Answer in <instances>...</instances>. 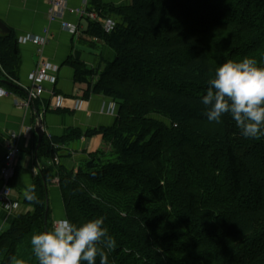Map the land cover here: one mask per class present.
<instances>
[{
	"label": "trees",
	"instance_id": "trees-1",
	"mask_svg": "<svg viewBox=\"0 0 264 264\" xmlns=\"http://www.w3.org/2000/svg\"><path fill=\"white\" fill-rule=\"evenodd\" d=\"M95 7L116 28L107 34L89 22L86 33L116 58L92 92L114 101L117 116L109 127L45 134L37 201L26 200L35 212L0 236V264L13 263L17 242L31 230L52 228L49 210L45 225L48 171L59 179L70 222L103 218L115 240L111 249L97 244L107 264H264V135L245 138L229 114L208 121L201 102L225 60L264 66V0ZM16 43L0 38V85L10 91L20 90ZM97 135L103 148L75 164L60 154L65 142ZM16 182L17 170L12 189Z\"/></svg>",
	"mask_w": 264,
	"mask_h": 264
},
{
	"label": "crops",
	"instance_id": "crops-1",
	"mask_svg": "<svg viewBox=\"0 0 264 264\" xmlns=\"http://www.w3.org/2000/svg\"><path fill=\"white\" fill-rule=\"evenodd\" d=\"M50 0H0V21L10 30V34H1L0 38L12 37L16 40L15 54H18L19 70L15 85L20 89L10 91L0 85V173L7 152L6 145L12 134L21 136V152L16 159L17 182L14 187L16 211L8 212L0 206V225L6 233L18 217L33 215L35 208L26 203L24 191L27 185H35L39 175L35 160L37 146L36 127L42 121L44 131L54 138H62L74 129L82 132L109 127L114 119L108 114L111 109L109 99L93 94L92 88L99 81L107 65L116 55L98 38H91L87 32L89 22L81 21L65 11L61 20L81 25L80 37L72 36L61 28L60 22L50 24L48 17ZM68 7L80 8L82 0H67ZM132 4V0H89L88 8L94 10L97 5L108 8H123ZM49 28L51 40L43 49V60L50 65L48 80L43 82L45 92L30 104L28 109L18 104L29 99L34 86V73L40 61L38 47L34 39H43ZM17 51V52H16ZM89 72L92 76L89 77ZM86 79V82L83 79ZM90 83V84H88ZM55 93V95L52 94ZM29 129L30 131H25ZM61 155L67 156L74 164L83 155L93 154L103 148V136L82 137L75 142L62 144ZM63 153V154H62ZM40 158V165H45ZM48 174V200L50 219L64 218L65 211L59 187L58 177ZM2 182L0 179V190Z\"/></svg>",
	"mask_w": 264,
	"mask_h": 264
},
{
	"label": "clouds",
	"instance_id": "clouds-1",
	"mask_svg": "<svg viewBox=\"0 0 264 264\" xmlns=\"http://www.w3.org/2000/svg\"><path fill=\"white\" fill-rule=\"evenodd\" d=\"M201 102L206 106L208 121L219 123L224 114H229L245 138H259L264 135V66L247 57L225 60L216 68ZM24 195L29 201H37L34 185H27ZM103 223V218H93L76 225L59 218L50 230L31 236L32 251L39 264H96L98 254L101 264H107L104 253H98L97 244L111 249L115 240ZM5 227L0 225V231Z\"/></svg>",
	"mask_w": 264,
	"mask_h": 264
},
{
	"label": "built area",
	"instance_id": "built-area-1",
	"mask_svg": "<svg viewBox=\"0 0 264 264\" xmlns=\"http://www.w3.org/2000/svg\"><path fill=\"white\" fill-rule=\"evenodd\" d=\"M82 1V7L70 8L68 7L67 0H50L48 9L50 24L60 22L61 28L63 30L67 31L72 36L80 37L82 34V29L79 23L72 24L61 20L62 14L67 11L70 14L74 15L79 22L88 21L100 23L102 25L103 31L107 34H110L115 30L116 22L114 21V19L103 17L97 10H90L88 8L89 0ZM50 40L51 34L49 28H47V30L45 31V37L43 39L32 40L33 44L38 47L40 61L37 65L38 68L34 73V86L29 95V99L19 103L26 109L30 107V104L34 101V98L41 96L45 92V89L43 88V82L45 80H48L50 65L45 60H43L42 54L43 49L47 46V44H49ZM52 94L55 95L54 92H52ZM25 131L28 132L30 130L26 129ZM46 135L49 139L52 138L51 134L46 133ZM20 139L21 136L19 134H12L10 136V139L6 145L7 152L4 157V164L0 174V179L2 182V188L0 190V205L10 213L15 211L16 209V204L14 202V190L11 188L10 183L14 179L17 170L16 159L21 152ZM53 162L57 164L59 162L58 158L55 157Z\"/></svg>",
	"mask_w": 264,
	"mask_h": 264
},
{
	"label": "rangeland",
	"instance_id": "rangeland-1",
	"mask_svg": "<svg viewBox=\"0 0 264 264\" xmlns=\"http://www.w3.org/2000/svg\"><path fill=\"white\" fill-rule=\"evenodd\" d=\"M109 101L111 102L110 105L112 107H111V109H109V107H108V110H107L108 114L110 117L116 118L117 113H118V107H117V105L114 104V101H112V100H109ZM18 105L21 106L20 104H18ZM22 108H24V107H22ZM113 108H114V111H113ZM20 141H21V139H20ZM39 167H40V169L43 168V166H41L40 164L38 165V168ZM38 172L40 173V171H38ZM58 181H59V179H58ZM48 198H49V196L47 197V201H48V205H49ZM63 205H64V202H63ZM48 210L50 213V208ZM64 211H65V205H64ZM64 218H67L66 211H65ZM54 223H55L54 221H51L52 227L54 226ZM36 232H38L36 229L31 230L27 235H25L24 238H22L20 241L17 242V244H16V256H15L12 264H17V261H22L23 264H35V263H37L36 257L32 251V246L30 243L31 236L33 234H35Z\"/></svg>",
	"mask_w": 264,
	"mask_h": 264
},
{
	"label": "water",
	"instance_id": "water-1",
	"mask_svg": "<svg viewBox=\"0 0 264 264\" xmlns=\"http://www.w3.org/2000/svg\"><path fill=\"white\" fill-rule=\"evenodd\" d=\"M0 32H1V34H10L11 30L3 22L0 21ZM5 84L14 86L13 84H10L8 82H5ZM36 135L38 138V142H37V146L35 149V160H36L37 164L39 165L38 152H39V149L41 147L42 141H43L44 136H45L44 126H43V123L41 120H39V122L37 124ZM39 171L42 174L40 167H39ZM45 189H46V193L48 194V187H47L46 183H45ZM48 206L49 205H48V201H47V212H46V216H45V225H47V216H48V209H49Z\"/></svg>",
	"mask_w": 264,
	"mask_h": 264
}]
</instances>
